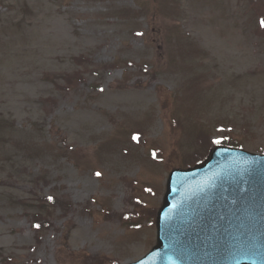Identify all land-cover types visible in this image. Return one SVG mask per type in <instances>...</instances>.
Listing matches in <instances>:
<instances>
[{
	"label": "rangeland",
	"instance_id": "obj_1",
	"mask_svg": "<svg viewBox=\"0 0 264 264\" xmlns=\"http://www.w3.org/2000/svg\"><path fill=\"white\" fill-rule=\"evenodd\" d=\"M260 17L264 0H0V264L137 261L171 170L224 135L264 154ZM47 197L73 208L36 246Z\"/></svg>",
	"mask_w": 264,
	"mask_h": 264
},
{
	"label": "water",
	"instance_id": "obj_2",
	"mask_svg": "<svg viewBox=\"0 0 264 264\" xmlns=\"http://www.w3.org/2000/svg\"><path fill=\"white\" fill-rule=\"evenodd\" d=\"M157 224L139 264H264V156L219 147L174 171Z\"/></svg>",
	"mask_w": 264,
	"mask_h": 264
},
{
	"label": "trees",
	"instance_id": "obj_3",
	"mask_svg": "<svg viewBox=\"0 0 264 264\" xmlns=\"http://www.w3.org/2000/svg\"><path fill=\"white\" fill-rule=\"evenodd\" d=\"M72 79L68 78L67 82L69 84H72ZM232 138L226 137L223 138V142H225V144L230 145V146H234V147H240V144H238L237 142L230 140ZM133 204L135 206V213L136 215H140V218L142 219V217L144 215H146L143 211H140V202L139 199L133 198L132 199ZM39 209L37 210L38 212L36 213L37 215H33L32 218V227L33 230L36 233L37 238H39V236L44 235L47 233V231L50 229L51 227V222L50 220V216L51 214L49 213L51 209H61L64 212H67L69 210H71V205L70 203L66 202V200H60L56 197H48L42 200H39ZM132 214H126L124 216L120 217V220L122 222V224H124V226H130L131 224H133L131 227L133 228H138V221L134 222V217L131 216ZM99 264L104 263V261H98ZM114 264H117L116 262H113Z\"/></svg>",
	"mask_w": 264,
	"mask_h": 264
},
{
	"label": "snow or ice",
	"instance_id": "obj_4",
	"mask_svg": "<svg viewBox=\"0 0 264 264\" xmlns=\"http://www.w3.org/2000/svg\"><path fill=\"white\" fill-rule=\"evenodd\" d=\"M220 141H216V143H219ZM97 175H99V173L97 174Z\"/></svg>",
	"mask_w": 264,
	"mask_h": 264
}]
</instances>
